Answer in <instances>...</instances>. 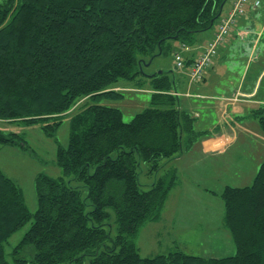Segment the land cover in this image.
<instances>
[{"label": "trees", "instance_id": "obj_1", "mask_svg": "<svg viewBox=\"0 0 264 264\" xmlns=\"http://www.w3.org/2000/svg\"><path fill=\"white\" fill-rule=\"evenodd\" d=\"M230 2L0 0V122L35 125L52 137L69 118L68 145L56 159L62 177H37L33 216L0 171V264H7L4 245L32 218L12 253L14 264H264V159L251 186L227 187L220 197L234 256L206 259L175 249L140 257L138 232L160 220L177 177L168 170L147 191L139 177L143 170L154 177L197 139L167 73L146 78L150 106L128 124L117 109L75 110L84 101L122 98L112 90L141 75L147 62L138 57L153 61L164 51L172 56L174 43L194 46ZM250 117L264 135V108ZM17 140L0 130V145H20Z\"/></svg>", "mask_w": 264, "mask_h": 264}, {"label": "rangeland", "instance_id": "obj_2", "mask_svg": "<svg viewBox=\"0 0 264 264\" xmlns=\"http://www.w3.org/2000/svg\"><path fill=\"white\" fill-rule=\"evenodd\" d=\"M252 4L253 0H250L246 11H252ZM227 8L228 3L225 5L224 10ZM250 14L255 22L253 28L255 35L252 36V39L261 32V37L258 38L259 41L257 40L256 55L262 59L264 58V29L262 30L264 0H262L261 6ZM241 30H244V28H241ZM207 34L208 32L202 33L197 37L200 39V37L203 38ZM195 44H198V42L196 41ZM138 60H140L139 62L142 60L147 62L143 65L141 75L133 81L119 80L114 85L112 91L121 95L122 98H101L96 101H84L79 103L75 110L87 105H101L117 109L122 114L123 122L128 124L137 114L150 106L151 94L149 91L151 87L149 80L146 79L147 77L158 72H164L167 73L169 80L176 83V85L180 81L177 73L171 69V57L167 51L156 57L150 65H148L150 62L148 59L138 57ZM231 71L233 76L235 69ZM126 88L135 89V91H126ZM263 98L264 81L256 100H264ZM179 101L181 103V97ZM191 102L198 107L197 113L202 119H194L193 113L187 109H182V111L194 119V134H196V142H198L204 136L202 135L204 132L203 124L205 123L206 126L213 114V112L203 111L202 107H205V104L211 105L212 102L196 99H192ZM179 106L182 105L179 104ZM261 107L264 108V103H258L254 110ZM0 130L5 136L13 132H15L13 134L18 135L17 141L20 142V145H0V171L19 188L23 203L29 214L33 216L37 211L35 190L37 177L46 176L52 179L62 177V172L57 166L56 159L58 150L60 148L66 149L68 145L69 118L63 120L52 137L47 136L40 127L35 125H10L0 122ZM252 148L250 146L248 148L246 144L238 145L230 148L226 153L213 158L212 161L219 168H222L220 171L214 170L213 173L203 174L202 171L207 170L206 167L202 163V166L194 163L197 160L200 163L199 159H201L198 148L194 149V147L190 148L188 153L183 154L178 163L174 161L167 163L154 177L146 176V173L143 174V170L139 177L141 191H147V187L154 179L163 176L166 171L173 168L176 172L177 183L173 189L174 192L169 193L170 196H174L170 197L171 199L167 197L168 201L167 199L165 201L160 220L146 223L139 230L135 239V246L140 257L154 258L175 249L187 256L206 259H221L234 256L235 246L232 237L223 225L224 205L220 197L227 187L241 189L251 186L264 159V146L258 145L257 141L254 140ZM182 165L188 166L186 181L189 183L190 177L191 182L195 185L194 191L187 186V189H182L179 192L178 185L182 184L180 181ZM240 170L246 171L247 174L243 177L240 176L238 174ZM236 171L237 175H235ZM193 173H201L203 175L200 176H203V178L200 176V178L194 177ZM253 174L254 176L252 177ZM175 220V226L170 224ZM32 221L33 218L12 235L4 245V258L7 264H14L12 253L23 239ZM111 225V236L114 237L116 235V227L113 221ZM21 256L29 257L28 254H22Z\"/></svg>", "mask_w": 264, "mask_h": 264}, {"label": "crops", "instance_id": "obj_3", "mask_svg": "<svg viewBox=\"0 0 264 264\" xmlns=\"http://www.w3.org/2000/svg\"><path fill=\"white\" fill-rule=\"evenodd\" d=\"M229 7L228 3V8L222 14H225ZM255 11H246L245 16L238 21L225 45L218 49L213 65L206 72L202 83L197 85H190L188 83L186 77L187 67L192 60L203 52L205 44L213 37L215 28L207 35H204L203 38L200 37L197 41L198 44L188 47V51L182 53L185 60V69L183 71H180V73L174 71L171 59V69L177 73L180 79L177 85L174 83V95H176L178 100L180 97L182 100L181 103L179 101V104L182 105L180 109L191 111L194 119H202L197 113L198 107L191 100H208L212 102L211 105L205 104V107H202L203 111L213 112L206 126L205 123L203 124L204 132L202 134L204 136L191 147V149L193 147L194 149L198 148L199 157L201 158L199 159L200 163L198 160L194 163L196 165L200 164V166H202V163L206 167L207 170L202 171L203 174L213 173L214 170L220 171L222 168H219L212 159L226 153L230 148L246 144L248 148L250 146L253 149L254 140L257 141L258 145L264 146V135L257 123L250 117L254 107L258 103H264V100H256L264 81V78L262 79L264 76V58L261 59L260 56L256 55L257 40L261 37V32L252 39V36L255 35L253 32L255 22L250 13ZM241 28H244V30H241ZM263 29L264 23L262 25ZM173 48L174 51H178L180 45L175 43ZM232 69H235L233 76ZM126 91L135 90L126 88ZM149 92L151 94V91ZM188 152L189 150L185 151L184 154ZM182 156L173 161L178 163ZM187 173L188 166L182 165L180 170V181L182 184L178 185L179 192L182 189H187V186H189L190 190L194 191L195 185L191 182L190 177L189 183L186 181L188 177ZM193 174L194 177L203 178V176H200L203 175L201 173ZM238 174L243 177L247 173L240 170ZM235 175H237V171ZM172 192L174 190L170 194ZM170 194L168 198L174 196H170ZM170 224L175 226L176 220Z\"/></svg>", "mask_w": 264, "mask_h": 264}, {"label": "built area", "instance_id": "obj_4", "mask_svg": "<svg viewBox=\"0 0 264 264\" xmlns=\"http://www.w3.org/2000/svg\"><path fill=\"white\" fill-rule=\"evenodd\" d=\"M249 1L231 0L229 9L220 17L215 26L216 30L213 37L205 44L203 52L192 60L187 67L186 77L190 85H197L203 82L206 72L213 65L218 49L225 45L238 21L245 16ZM260 5L261 0H255L251 5V9L255 11ZM187 51V47L180 45L179 50L172 53L171 59L174 71L180 72L185 69V60L182 53Z\"/></svg>", "mask_w": 264, "mask_h": 264}, {"label": "water", "instance_id": "obj_5", "mask_svg": "<svg viewBox=\"0 0 264 264\" xmlns=\"http://www.w3.org/2000/svg\"><path fill=\"white\" fill-rule=\"evenodd\" d=\"M151 62H152V60L150 61V63H151ZM150 63H149L148 65H150ZM148 65H147V66H148ZM157 74H159V75H160V74H162V72H158Z\"/></svg>", "mask_w": 264, "mask_h": 264}]
</instances>
